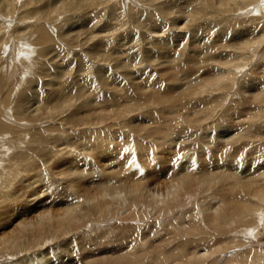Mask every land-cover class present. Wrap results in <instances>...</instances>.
<instances>
[{
  "label": "rangeland",
  "instance_id": "rangeland-1",
  "mask_svg": "<svg viewBox=\"0 0 264 264\" xmlns=\"http://www.w3.org/2000/svg\"><path fill=\"white\" fill-rule=\"evenodd\" d=\"M55 1L56 0H41L39 3L40 4L39 7H44L47 4L51 6ZM61 1H63L66 4H72L71 2L73 1V3H74V1H76V0H72V1L61 0ZM57 2H58V0H57ZM262 2L264 4V0H262ZM84 5L85 4H82V6H81L82 9L78 10V13L83 14L82 17H79L80 15L78 16L80 19H78V17L74 18L75 14L71 13V14H67L66 16L58 19L57 20L58 22H56L55 25H52V26L50 25L51 31H50L49 35L50 34L51 35L49 37H50L51 42L48 44H45L44 46L42 45V47L39 48V50L34 49L33 51L34 52L36 51L35 53H30L31 56H28L27 59H28V61L31 60V62H32V64L30 65V66H32L31 68H30V66L26 65L23 60H21L20 58H17V62H16L17 64L14 65V69L12 71H10V72L14 71L12 73L13 75H12L10 81L8 82L9 85H8L7 89H5L4 92H2V90H1L2 85L4 84V78L0 77V95H3V100H2V102H0V104H2L1 105V107H2L1 113H0V135H2V136H0V144H2V145H0V153L1 154H7L8 153L9 156L12 155L11 157H9L10 159H16L19 157H20L19 159H26V158H28V156L31 157L30 153L32 155H36L38 158L36 157V159L33 161L32 167L33 168L38 167L37 168L38 170L42 167L40 160H42V158H45V157L48 158L53 153L55 155V152H58V153H56V155L58 154L59 158L60 157L63 158L65 156H68L65 154H67V152H70V151H71L70 153H73L75 155V157L76 156L79 157V155L80 156L88 155V157L91 158V160L89 159L91 162L88 161L87 164L90 163L93 166L96 163H99V164L102 163L101 165H103V164H106L107 159L108 160L115 159L116 153L120 152V150L117 151V147H116L117 146L116 143H118L119 141L117 142V140L114 141V139H112L114 137H117V138L120 137L123 139H127V141L130 140V141H128V142H130V144L133 143L132 144L133 146L131 145V146H128V148L126 147V149H127L126 152H127V154L132 155L134 158H137V160L140 158L139 161H141L142 167L144 168V172L142 170L143 173H141L139 175L140 178H143L146 176L148 179L150 178V180H151L150 181L147 178H143L144 180L141 179V182L143 181V183H145L147 185H150V184L154 185L156 183V180H158L156 184L159 185V184L168 182V180L166 179V176L163 177V175H161L162 173H160L161 171L157 167H154L155 165H157V162L161 161V159L158 156H161V157L164 156L166 158L169 156L170 158L173 159L174 157H176L174 154H176L175 151H177L176 150L177 146H175V145L181 144V146H184L185 144L183 145L181 140H182V138L189 136L190 139L188 140V144L190 143L189 141H191V144H192L191 147L192 148L190 149V152H188V153L190 155L197 154L196 159L194 161L195 164L198 161V157L203 156V154H206V155L208 154L207 155L208 158L213 157L212 159L216 160V157H219V153L216 154V151L214 152L212 149H210V145L212 146L214 144L213 142H216V139H217L216 135H218L221 131L227 130V128H229V130H231L233 132L235 131L236 135L238 136V139L233 141V143L231 144L229 149L226 150L227 153L224 152V154H223L224 157H227V159H230V160H232V159L235 160L237 158L235 161H238L237 162L238 165L241 162V164L239 166L242 165L243 169L248 166V168L250 170L251 169L254 170V168H256L258 165V161H259L260 165L264 164V106L263 105L259 106V107L257 106V108L254 111H252V113H255L258 110L256 112L258 114V117L254 118L252 120H250V119H248V117H246L249 115L248 113L250 111L249 112H247V110L242 111V109L246 105H247V107H248V105H250L247 102H249L248 99L250 98V95L253 94L252 88L254 89V92H256L258 89L257 86L261 85L262 81L264 80V75H263V73H264V70H263L264 51L259 50L250 59L248 57H244L245 55H243V59L241 60V63L242 64L245 63L244 68H242L241 71H238L236 76H235L236 73H234L235 71H233V72H232V70L230 71V73L233 74V80H231L229 83H227L228 85H225V87H226L225 90H223L221 92L217 91L214 93L215 95L214 94H212V95L206 94V96L205 95L201 96V98H203V99H201V98L195 99L196 102L199 101L198 103H196V107H198L199 104L202 103L201 101H203L205 103H208V102L212 103V113H210V116H208V119H206V122L205 121L202 122V124L200 125L202 127L197 128V125H196L194 128L193 127L189 128L188 125L187 126L185 125L187 128L190 129V130H188L186 127H184V125L180 119H179L180 121L176 120L177 122L175 121L172 125V121H171L172 116L171 115L175 111L170 112V109L173 110L174 108L168 107V105H164V104H152L150 102H147L148 101L147 97L149 98V95H150L152 89H151V87H149L146 84V82H149L150 84H152L154 86V88L157 87V90L161 91V92H159L156 90L157 93L160 95L163 94L164 91H166V92L168 91L169 93H172L169 95H173V92L171 91L172 88H174L175 86H176L175 88H177L180 85L184 84L185 80L188 81V80H191L195 77L196 78L198 77L199 79H202V80L205 79V77L207 76V73H208L207 68L206 67L201 68L202 66H204L203 64L202 65L200 64V68H194L193 64L191 63V59L193 58V56L195 57L194 53L196 55H198V52L200 51V50H198L199 47H202V45H204V44H211V45H213V47H215L217 49L216 50L217 53H220V52L223 53L224 52L225 54H231L232 53L231 52V48H232L231 45H235L234 43L237 41V38L235 36L238 34L237 32L240 31V28L236 27V25H237L236 22L238 21L239 25H243V28H244V26L251 25V24H249L251 22L255 23L256 25L258 24L257 26L259 28L260 26L264 25V23H263L264 17L261 15V13H258L257 15H254V13L251 14V12L253 11L252 9H254V7H250V8H247L246 10L242 9L241 11H238L235 13L230 12V14H227V15L225 14L224 17L220 16L223 19L224 18H226V19L231 18V20H232L231 22L233 23L234 28H235V29L234 28L230 29L229 30L230 32H228V34L222 36V33L226 32V31H224V29L227 30L228 28H230V26L227 27L224 25V27L220 28V26L218 24L220 21H222L221 18H219V16L217 17V16H214L213 14H210V12L207 13L204 11L202 14H200L198 16L199 19L197 21L191 23L188 26V28L181 30V29H179V28L177 29L175 27L176 21L172 17L165 19L167 21H165V20L159 21L160 16L157 17L156 15H154L155 9L153 7L148 6L146 3H144L141 0H112L108 4H106L107 7L105 5H101V4L92 5V6L91 5H88V6L85 5L87 7H84ZM259 5H261V4H259ZM90 6H91V8H90ZM46 7H49V6H46ZM81 7H78V8H81ZM92 7H93V9H92ZM88 8H89V10H88ZM263 9H264V7H263ZM263 13H264V10H263ZM225 16H229V17H225ZM257 18L259 19L258 20L259 22L257 20H255ZM85 19H86V22L88 20H91V19L97 21V23L95 25L96 29H93V31H95V30L98 31V32H96L98 34L97 35L98 37L94 41L92 40V42H89L88 44L83 45L82 48L81 47L76 48V46H75L76 43L70 42L67 39L61 40L62 42L60 40H58L59 42L57 40H55L57 38V36H58V38H60L66 31H68L69 28H71L72 30H74V29L79 30L80 28L78 26L80 25V23L82 24ZM117 19H118V21H116ZM157 20H158V23L155 26H152V24H149V22L153 23V22H157ZM211 20H213V21H211ZM15 21H12V20L10 21L12 23H10L8 25L9 26L8 27L9 32H11L10 28L18 26L14 23ZM177 21H178V19H177ZM184 21L185 20H183L181 22H184ZM228 21H230V19ZM69 22H71V23H69ZM179 22H180V20H179ZM6 24H8V23H6ZM158 28L159 29L161 28V31L159 30L161 32L160 37H158L156 34L153 35L152 33H149L151 30L158 29ZM83 29L85 30V29H87V27L84 26ZM258 31L259 30L257 29L256 32H258ZM172 32H173V34H172ZM161 40H171L172 41V44H170L171 49L169 48L168 50L166 49L167 51H164L166 54L164 52L161 54H158L159 53L158 49L163 47ZM234 40H236V41L234 42ZM69 43H71V44H69ZM92 47H94L96 49L99 47H103L102 51L103 50L105 51V49L108 50L106 52V54L107 53L108 54L106 55L105 58H103V59H105L104 62L103 61H94L91 63L90 62L91 60H89V58H86L83 51L86 52V51H88L89 48H92ZM262 47L264 50V46H262ZM118 50H120V51H118ZM16 52L17 51L14 52L15 55H16ZM11 53H12V51H11ZM11 53H10V55H11ZM154 53L156 55L155 56L156 61L153 62L154 61L153 60V61H151L150 64H147L146 62L149 61L148 58L150 56H152ZM4 54H6V53H2L1 60H0V64L1 63L3 64V65L1 64L2 68H4V66L5 67L7 66L6 65L8 63L7 60H9V58H7ZM129 54H130V56H129ZM131 54H133V55H131ZM135 56L136 57L139 56L141 59L140 61H142V62L145 61V64L149 65V67L146 65L149 70L146 68L147 71L145 72V73H147V75H146L147 81L144 79L145 76L143 75V72H141L140 70H136L138 68L135 67V65H134V64H136V59H134ZM167 56L170 58H168ZM30 57H32V58L30 59ZM37 57L40 58L39 61L37 60ZM164 57L167 59L165 61L167 65L164 63L160 64V62H161L160 60H162V59L164 60L165 59ZM197 57H198L199 63H201V60L205 56L199 55ZM82 58H83V60H82ZM18 59H20V60H18ZM169 59H171V60L169 61ZM12 61H13V59H12ZM15 61L16 60H14L13 62L15 63ZM19 61L23 66L17 68ZM33 61H34V63H33ZM124 61L126 63H124ZM13 62H12V64H14ZM38 62H40V63L38 64ZM156 62H157V64L155 66ZM204 62H205V60H204ZM33 64H34V67H33ZM82 65H85V66H82ZM124 65L125 66L128 65L129 66L128 69H130V70L126 69L124 67ZM161 65H162V67H161ZM40 67H41V69H40ZM159 67L162 69H160ZM12 68H13V66H12ZM133 69H135V70L133 71ZM169 69H170V72L175 73L174 74L175 76L174 75H172V77L169 76V75H171L169 73V71H167ZM157 70H158V72H157ZM159 70H162L163 72H161ZM193 71H194V73H193ZM196 71H198V72H196ZM228 72L229 71H227V73ZM124 73H126V74H124ZM161 73H162V75L165 74L164 77L161 75ZM37 74L40 77H38ZM56 74L59 77V81H62L63 83H66L68 81L67 83H73L74 85L79 86V88L82 87V90H83L82 95L84 92H86V95L84 94L82 99L75 100L77 102H73L71 108L68 111H66L63 115H60L59 116L60 118L58 116H56V117H54L56 120L52 119L50 123H49L50 120L46 121L47 120L46 119V120H44L45 122L43 121L45 123L44 126H43V122L37 123V125L33 126V124L30 121H26L27 119H23L22 113L27 111V105L22 106V105H24L23 102L26 103L27 101L31 102L33 100H36L37 96L39 97V94L44 95L43 99H45V97L49 94L48 91L53 89V88H49L48 82H53L55 79L54 76ZM188 74H190V75L188 76ZM99 75L103 76V78L102 79L100 78L98 80L93 79ZM123 76H124V78H123ZM161 76L164 79L160 78ZM60 77H61V79H60ZM109 77H111V78H109ZM85 78H88L91 81H95L96 84H93L90 87L88 85H85L86 86L85 87L83 85L84 84L83 80ZM160 79L162 80V82ZM103 80H105L106 82ZM156 80H159L160 83L156 82ZM172 80L174 81V83L176 82V84H174ZM109 82H110V84H109ZM46 83H47V85H45ZM81 83H82V85H81ZM120 83H123V84H120ZM91 87H92V89H91ZM70 88H75V86H72V84H71ZM137 88H139V90H137ZM36 89H37V91H36ZM38 89L39 90L41 89V91H39ZM143 89H144V92L145 91L147 92V94H144V97L141 98L142 99V102H141L140 101L141 99L138 96H140V95H142V93H144ZM166 92H164V93H166ZM93 93H96L95 96ZM121 95H123V96H121ZM128 95H129V97H128ZM90 96H91V98H90ZM27 97H29V98H27ZM86 98H88V99H86ZM98 98H99V100H97ZM136 98H138V100ZM207 100H208V102H207ZM47 101H49L51 103V105H54L57 103L56 100H55V102H56L55 103L52 98H49ZM137 101H139L141 104ZM124 102L126 105L124 104ZM131 102H132V104H131ZM214 102H216V103H214ZM101 103H103V105ZM106 103L109 105H107ZM127 103H130V104L127 105ZM138 103L140 105H138ZM193 104L194 103L190 104V102L188 101L187 104L184 105L185 110L188 112V110L186 108L190 109L193 106ZM38 105L40 107H42L41 103H39ZM83 105H85V107ZM116 105H118V107H128V108L130 107L131 108L130 110L132 112L129 111V112H127V115L125 113L122 117H118V118L112 117L111 118L112 120L111 119L107 120L103 124V127L99 126L97 128H95V127L92 128L93 127L92 126L90 128L88 126L86 128L84 127L82 129H76L77 128L75 126V125H77L76 121H75L76 118L77 119L79 117L85 118V117L91 115V113H93V114L98 113L99 114L101 111H102L101 112L102 114H106L107 112H108V114L109 113L112 114L111 110L116 111V110H114V108L117 107ZM131 105H133V106H131ZM135 105H137V106H135ZM142 105H143V107H142ZM97 106L100 108L97 109ZM187 106H191V107H187ZM194 106H195V104H194ZM90 107H95L96 108L95 111H92L93 108H90ZM132 107H135V108L132 109ZM160 107H161V110H160ZM209 107H211V104L209 105ZM117 108H115V109H117ZM146 108H148V109H146ZM165 108L169 109V111H167V109H165ZM239 110H241V111H239ZM89 111H92V112L88 113ZM143 111H144V113H143ZM147 111H148V113H146ZM187 112L183 113L184 115H182V116L184 117ZM190 112H191V110H189V113ZM155 113H157V114H155ZM162 113H164L165 117L163 116ZM242 113H244V114H242ZM65 114H66V116H65ZM75 114H77L78 116ZM160 114L162 116H160ZM152 115H153V117H152ZM169 116H171V117L169 118ZM114 118H115V120H113ZM119 118H121V119H119ZM159 118H161L160 120H162V122H161L162 124L160 123V125H162V126L166 125L164 127H167L171 123L170 127L168 126V128H177V129H173L176 132L170 130L171 133L168 132L169 134L164 133V135L163 134L152 135L150 138H147L145 135H147L149 132H152L154 130V128H155L154 124H155L156 120L158 122H160ZM164 118H167V119L165 120ZM71 119H73V120L75 119L74 120L75 124L72 126H71V124H69L73 121V120L70 121ZM124 119H126V120H124ZM53 120H54V123H53ZM116 120H117V122H115ZM109 121H110V126L108 124ZM112 121H113V123H111ZM153 121H154V123H153ZM164 121H166V122H164ZM26 122H28V123H26ZM56 122H57V124H56ZM60 122H61V124H59ZM63 122H65V123H63ZM122 122H124L125 124ZM150 122H152V123H150ZM114 123H115V125H114ZM167 123H168V125H167ZM26 124H28L29 126H27ZM64 124H66V125H64ZM111 124H113L114 127H112L113 125H111ZM143 124H145V125H143ZM203 124H205V125H203ZM206 124L208 125V127ZM209 124H210V127H212V128L209 127ZM4 125L9 126V129L6 130L4 128ZM30 125L32 128L33 127H35V128L32 129L30 127ZM60 125H64V126H60ZM139 125H140V127H139ZM152 125H154V126H152ZM36 126H38V127L36 128ZM120 126H123V127L120 128ZM180 126H183V127H180ZM204 126L206 127L205 129H204ZM106 127H107V129H105ZM142 127L144 129H146V131H141V133H138L136 131L137 128L143 129ZM38 128L40 131L38 130ZM78 128H81V127H78ZM99 128H101V129H99ZM150 128L151 129L153 128V130L149 131ZM181 128H182V130H181ZM191 128H192V130H191ZM3 129H4V131H2ZM185 129H187L188 133ZM9 130H11V131H9ZM49 130H52V131H49ZM80 130H83V132H85L86 135L88 132L93 133V131L94 132L98 131V132H101L102 134L110 136V139H112V140L102 142V140L98 137L95 138L96 140L92 138V141L94 140L95 142L94 141L93 142L95 144H97L98 142L99 143L108 142L107 143L108 148L105 149L106 151L104 149H102V152L100 151V153H98L96 156L93 157V155H92L93 153H92V151L89 150V148H88L89 151H87V147H89V146H87V145H89V142L87 143V141H88L87 138H86V141L84 142V145L86 148H84V150H81V148H80L81 145L79 144V140H77L78 137H76L80 133ZM87 130H88V132H87ZM95 130H97V131H95ZM103 130H105V131H103ZM74 131H75V133H74ZM180 131L181 132L183 131V132L181 133ZM191 131H193L194 133ZM127 132H129V133H127ZM190 132H191V134H190ZM202 132H204V133L202 134ZM205 132H206V134H205ZM238 132H240V133H238ZM118 133L120 136L118 135ZM123 133H124V135L126 133V135L125 136L121 135ZM4 134H8L10 136V138L3 137V136H5ZM143 134L145 137L143 136ZM183 134H185V135H183ZM25 135H27L26 142H25V139H23ZM133 135H135V136H133ZM200 135H202V136H200ZM127 136H128V138H127ZM132 136L134 138L136 137V140L133 139ZM137 136L140 138H138ZM180 136H182V137H180ZM156 137H158V138H156ZM160 137H162V138H160ZM178 137L181 139H178ZM176 138H177V140H176ZM62 139L64 142L63 141L61 142ZM75 139L77 141L74 142ZM194 139H196V140H194ZM197 139H198V142H197ZM204 139H208L212 144L209 143V145H208L207 142H205L208 140H204ZM133 140H135V141L133 142ZM43 141H45V142H43ZM151 141H152V143H151ZM155 141H157L158 143ZM72 142H74L75 144ZM110 142H112L113 144ZM135 142L137 143L136 146H135ZM184 143L187 144V142H184ZM145 145L148 147H146ZM157 145H158V147H157ZM73 146L74 147L77 146L76 148L78 150H75L76 148L74 149ZM111 146H112V148H111ZM137 147H139V148H137ZM18 148H20V149H18ZM130 148H131V150H129ZM148 148H150V150ZM69 149H71V150L68 151ZM118 149H119V147H118ZM138 149H140V150H138ZM167 149H170V150L168 151ZM230 149H231V153H230ZM85 150H86V152H83ZM210 150H211V152H209ZM74 151L76 152V154L77 153L78 154L76 155ZM78 151H80V152H78ZM201 152H202V154H201ZM234 152L236 153V155ZM257 152L260 153V155H261L260 159H262V160L259 159V160H257V162L254 166H250L248 164V162L251 159H253V160L255 159ZM153 153H155V154H153ZM161 153H164V154H161ZM46 154H47V156H44ZM142 154H144L145 156L143 157ZM134 155L135 156L137 155V156L135 157ZM69 156L71 157V155H69ZM23 157H25V158H23ZM220 158H223V157H220ZM50 159L51 158H49L48 160H50ZM145 159H148V160L145 161ZM64 160H68V159H64ZM64 160H62V161H64ZM42 161H44V159ZM52 161L50 162L52 164L51 165L52 168L50 169V171H52V169L55 171V169H60V168H61L60 170H63V167L65 168L68 166L67 164H65L67 161H64L65 163L61 161L60 163L55 162L59 166H56V168H53L54 162L52 163ZM34 162H36V166H35ZM47 162H48L47 165L49 166L50 163H49V161H47ZM93 162H95V163H93ZM115 162L116 161L113 162L114 164H112L111 167H108V169H110V171H112L113 173H114V170H112V169H114L115 168L114 166L117 165V163L115 164ZM62 163H64L65 166ZM137 163L138 162H134L133 166H137ZM148 163L150 165H153V167L148 165ZM38 164H40V167ZM79 164L82 165V163H79ZM91 165H88V166H91ZM260 165H258V166H260ZM118 167H120V165ZM252 167H254V168H252ZM153 168L155 169V171L156 170L158 171V172L156 171L158 177L155 178V182H154L153 178L151 177V175L154 177L155 171ZM22 169L23 168H21V170L15 171L14 175L10 174V176L8 175L7 177L4 176V174H2L3 179H5V182L3 183L4 188H2V190H0V192H2V193L3 192L13 193L14 191H16L15 190L16 184H18L19 181H16L17 179H14L13 181H11L10 179H11V176H12V178H17L20 176V174H24V172H23L24 170H22ZM146 171H148V173H146ZM149 171H151V172H149ZM115 172H117V173H114V174L118 175L117 169L115 170ZM158 173L160 174V176ZM142 174H144V175H142ZM149 174H150V176H147ZM121 176L122 175L118 176L117 179L118 178L119 179L125 178V176H122V177ZM161 177L163 179V180L161 179L163 182H161L159 180ZM226 179L227 178L224 177L222 180L219 179V180L213 181L212 182L213 186H211V184H210L209 189H203V187H202L201 191H198V193L195 192L194 193L195 195L193 197H191L190 199H188L187 201H185V199H181L178 202H176L175 204H173L172 206H170L166 211H162V213H160V214H158L159 212L156 213V212H154V210H151L148 208L144 209V207H141L140 205L135 206V207L127 206V208L124 209L125 211L121 212L119 215V217L124 218V220L117 219L118 215H115V217L113 216L112 221L109 217H107L104 220H101V222L104 221L105 223H102V224L98 223L95 226H93L91 229H86L84 231V233H86L85 237H89V236L91 238L92 237H95V238L99 237V239H101V240H102V238L104 239L106 237L105 238L106 240L112 239L111 241L113 242V244H118V243L122 242L121 241L122 236L125 238L126 241L130 240V242L132 239L137 238V239H139V241L137 242L136 246H138L139 248L132 246L131 244L130 245L132 247L129 245L131 248L128 246L125 247V245L123 244V249L121 251H120V249H118V250L114 249L113 251H111V250L107 251V252H111L108 254L97 255L96 253H94V254H96L94 257H92V258L90 257L91 259H89L87 261L83 260L81 263L82 264H106V262H107V264H116L115 259L120 257L121 254L126 253L128 258H130V260H132L133 258L135 259L136 256L138 257L141 254V252L140 253L138 252V255L135 254V253H137L138 250L139 251L141 250L143 252V255L141 258H143L144 260L141 259V261H139L138 264H156V262H154L155 261L154 258L156 256L154 254V252L156 249L157 250H161V249L170 250V249H174V247L177 245L181 246L183 243H186L183 245L186 247L185 250H183L185 252H182L183 254L181 253V258L179 260L176 259L175 262H172L170 260L167 262H161V264H192V263L193 264H198V263L199 264H240V263L241 264H264V224H263L264 223V215L263 214L258 213L257 216H259V215L260 216L263 215V216L262 217L259 216L257 218V216L255 215V220L251 219L252 221L251 220H249L248 222L246 221V223H244L243 225H235V224L233 225V223H232L231 225H228V226H221L223 231L217 230V228H216L217 223L216 222H211V224H210V222H208L209 219L211 217H213L214 213L218 212L217 210H219L220 208H223L222 206H224V205H222L223 203H221L222 198H220V196L224 197L225 199L228 198L229 199L228 201H231V199H233L232 197L239 195V193L237 191L238 189L234 188L237 184L233 183V179L228 180L227 183L225 182ZM230 181H232V183H228ZM225 183H226V185H225ZM219 185H221V186H219ZM231 186H232V188H230ZM221 187H223V188H221ZM33 188H34L33 190H35L37 187H33ZM225 192H227V193H225ZM28 196H26V198H28V200L30 197L31 198L33 197V196H30V197H28ZM41 197L36 198L35 199L36 201L35 200L34 201L40 202V200L45 199L44 197H46V195L44 196L43 194H41ZM229 197H231V198H229ZM37 200H39V201H37ZM1 204L2 203H0V205ZM219 204H221V205H219ZM216 206H218V207H216ZM4 207L6 209V206H4ZM4 207L2 209H4ZM31 207H32V209H34V210L37 209V211H39L40 210L39 208L41 206L36 204V203L34 205H33V203H31L30 205H28V209L30 211H31ZM132 210H133V212H132ZM262 210H263L262 213H264V207H262ZM134 211H135V213H134ZM16 212L17 211H14V216L11 217V219L13 218V220L10 219L11 220V221L9 220L10 223L6 222L7 225H6V227H4L5 229H2L1 233H5L8 230H10L11 224L16 222V220L18 221L19 211H18V213H16ZM9 214L13 215V211H11V213L9 212ZM130 215H134V216L131 218H128V216H130ZM158 216H160V217H158ZM125 217L128 218V221H126L127 219H125ZM106 221H109V222H106ZM215 223H216V225H215ZM214 225H215V227H214ZM193 226H195L197 229H194ZM191 227H192V229H191ZM131 230H132V232H131ZM251 230H253V232ZM187 231H192L191 232L192 235L189 236ZM194 232H196V233L194 234ZM126 233H128V234H126ZM175 234H177V235H175ZM174 235L176 236V239L173 238ZM80 236H83V235L80 234ZM127 237H128V239L130 237V239L128 240ZM68 240H70V239L68 238ZM185 241H187V242H185ZM64 242H65V240L61 241L59 243L54 242L51 245H48L47 247H45L46 249H49L51 251V255H52L51 257H53V255L56 256L55 258H52V260H54V261L58 260L61 264H80V262H76L77 259H74V258H76V256H75L76 251H74V252L68 251L69 255L67 254V252H65L66 249L64 251L62 250L63 252L60 251L58 253L59 249L60 250L64 249V247H65L64 244L66 243V242L65 243ZM138 243H139V245H138ZM71 246L72 245H69V247H67V248L68 249H74L75 248V247L70 248ZM205 247L208 249V253L205 252V250H204ZM88 249H87L88 251H91L90 247ZM128 249H129V251H127ZM133 249H135V250H133ZM177 249L179 250V248H177ZM34 254H33L34 257L35 258L37 257L39 259L38 256H40V251L38 253H34ZM212 254H214V255H212ZM63 255H64V257H66L65 259H62ZM92 255L93 254H91L90 256H92ZM129 255H130V257H129ZM146 256H147V258H146ZM27 258L28 257H25L24 255H21V257L20 256L19 257H17V256L16 257H7V258L0 259V264H25V263L28 264ZM55 259H57V260H55ZM69 259H73V260L71 262L66 263V261ZM99 259H100V261H99ZM134 259H133V261H134ZM39 260L42 262L41 259H39ZM103 260L105 263L103 262ZM89 261H93V262L90 263ZM149 261H151V263H149ZM86 262H88V263H86ZM125 264H130V263H125Z\"/></svg>",
  "mask_w": 264,
  "mask_h": 264
},
{
  "label": "bare ground",
  "instance_id": "bare-ground-1",
  "mask_svg": "<svg viewBox=\"0 0 264 264\" xmlns=\"http://www.w3.org/2000/svg\"><path fill=\"white\" fill-rule=\"evenodd\" d=\"M40 1L41 0H0V60H1L2 53H6L4 55L7 58H9V60H7L8 63L6 64L7 65L6 67L4 66V68H2L1 67L2 63L0 64V77L4 78V84L2 85V89H1L2 92H4L5 89H7L8 85H9L8 82L10 81V79L13 75L12 73L14 72V71L13 72H10V71H12L14 69V65L17 64L16 63L17 58H20L21 60L24 61V63L26 65L30 66L32 64V62H31V60L28 61V59H27L28 56H31L30 53H35L36 51L34 52L33 51L34 49L39 50V48H41L42 45L44 46L45 44H48L51 42L50 37H49L51 35V34L49 35V33L51 31L50 25L51 26L55 25V23L58 22L57 21L58 19L66 16L67 14L74 13L75 14L74 18L78 17L79 15H80L79 17H82L83 14L78 13V10L82 9V7H81L82 4H85L87 6L88 5L92 6V5L101 4V5L106 6V4H108L112 0H76V1H74V3L72 0H70V1H72L71 2L72 4H66L61 0H58V2H57V0H56L51 6L48 4L46 5L49 7H46V6L39 7ZM141 1H143L148 6L153 7L155 9L154 15H156L157 17L160 16L159 21L172 17L176 21L175 27L177 29L179 28L181 30L188 28V26L191 23L197 21L199 19L198 16L200 14H202L204 11L207 13L210 12V14H213L214 16H217V17L219 16V18H221L222 21H220L218 24L220 26V28L224 27V25L227 27L230 26V28H228L227 30H225L223 28L224 31H226V32H223L222 36L228 34V32H230L229 30L234 28V25L231 22L232 21L231 18H229L230 21H228L229 19H226V18L223 19L220 16L224 17L225 14L226 15L230 14V12L235 13V12L241 11L242 9L246 10L247 8L254 7V9H252L253 11L251 12V14L254 13V15H257L258 13H261V15L264 17V13H263L264 4H263L262 0H141ZM259 4H261V5H259ZM85 5H84V7H87ZM91 6H90V8H91ZM78 7H81V8H78ZM92 9H93V7H92ZM88 10H89V8H88ZM79 17H78V19H80ZM225 17H229V16H225ZM118 19L116 21H118ZM177 19H178V21H177ZM11 20L12 21L16 20L14 23L18 26L10 28L11 32H9V28H8L9 26L8 25L10 23H12V22H10ZM179 20H180V22H179ZM183 20H185V21L181 22ZM255 20L258 21L259 19L257 18ZM165 21H167V20H165ZM211 21H213V20H211ZM6 23H8V24H6ZM69 23H71V22H69ZM96 23H97L96 20L91 19V20H88L86 22V19H85L83 21V23L82 24L80 23V25L78 26L80 28L79 30H77V29L72 30L71 28H69L68 31H66L60 38H58V36H57V38L55 37L56 39L55 38L54 39L57 41L67 39L70 42L76 43V45H75L76 48H78V47L82 48L83 45H86L89 42H92V40L94 41L98 37L97 36L98 34L96 33L98 31L97 30L93 31V29H96V27H95ZM153 23L149 22V24H152V26H155L158 23V20H157V22H153ZM238 23L239 22L237 21L236 27L240 28V31L237 32L238 34L235 36L237 38V41L234 40V42L236 41L234 43L235 45H231L232 46V48H231L232 53L231 54H225L224 52L223 53L222 52L217 53L216 52L217 49L215 47H213V45H211V44H204V45L201 44L202 47H199L198 50H200V51L198 52V55H196L194 53L195 57L193 56V58L191 59V63L193 64L194 68H200V64L204 65L201 68H203V67L207 68L208 73H207V76L205 77V79L202 80V79H199L198 77L197 78L195 77L193 79L190 78L191 80H188V81L185 80L184 84L180 85L177 88H175L176 86L174 88H172L171 91L173 92V95H169L172 93H169L168 91L167 92L164 91L166 93L163 92L164 95L163 94L160 95L157 93V91H159V90H157V87L154 88V86L152 84H150L149 82H146V84L149 87H151V89H152V91L149 95V98L147 97V99H148L147 102H150L152 104H164V105H168V107L174 108L173 110L170 109V112L175 111L174 113H172V115H171L172 117L169 116V118L171 117V119H172L171 120L172 125L176 120L180 119L181 122L183 123L184 127H186L187 125L189 126V128L190 127L194 128L196 125H197V128L202 127V126H200L202 124V122H204V121L206 122V119H208V116H210V113H212V103H209L208 100H207L208 103L201 101L203 104L200 103L199 106L196 107V103H198L199 101L197 100L198 102H196L195 99L201 98V96H204V95L206 96V94L212 95L217 91L221 92V91L225 90L226 89L225 85H228L227 83H229L231 80H233V74L230 73V71L231 70H232V72L235 71L234 73H236L235 74V76H236L237 72L241 71V69L244 68L245 63L244 64L241 63V60L243 59V55H245L244 57H248L250 59L259 50L264 51L263 47H262V46H264V25H262V26L259 25L260 27L258 28V26H257L258 24L256 25L255 23L251 22V23H249L251 25L244 26V28H243V25H239ZM84 26L87 27V29H85L86 31L83 29ZM257 29L259 30L258 32H256ZM159 30L161 31V28L151 30L149 33H152L153 35L156 34L158 37H160L161 32ZM172 34H173V32H172ZM161 43L163 44L164 48L158 47L159 48L158 54H161L164 51H167L170 48V44H172V41L171 40H161ZM69 44H71V43H69ZM94 47L89 48L88 51H86V52L83 51L84 55L86 56V58H89V60H91L90 61L91 63L94 61H103L104 62L105 59H103V58H105L106 55L108 54V53L106 54V52L108 50L105 49V51L104 50L102 51L103 47H99L97 49ZM11 51H12V53H11ZM15 51H17L16 55L14 53ZM118 51H120V50H118ZM10 53H11V55H10ZM131 55H133V54H131ZM199 55L205 56L201 60V63H199V60L197 57ZM129 56H130V54H129ZM155 56L156 55L154 53L152 56H150L148 58L150 62L147 61L146 63L150 64L151 61H153V60H154L153 62H155L156 61ZM31 58L32 57H30V59ZM168 58H170V57H168ZM12 59H13V61L16 60L15 63L12 61ZM20 59H18V60H20ZM134 59H136V64H134V65H135V67L138 68L136 70H140L141 72H143V75L145 76L144 79L146 80L147 73H145V72L147 71L149 65L145 64V61L144 62L140 61L141 59L139 56H137V57L135 56ZM37 60L39 61L40 58L37 57ZM82 60H83V58H82ZM166 60L167 59L165 58L164 60L162 59V60H160L161 62L160 61L159 62H160V64L161 63L166 64V62H165ZM170 60L171 59H169V61ZM204 60H205V62H204ZM12 62L14 64H12ZM33 63H34V61H33ZM39 63L40 62H38V64ZM124 63H126V62L124 61ZM156 64H157V62L155 63V66H156ZM12 66H13V68H12ZM22 66L23 65L19 61L17 68L22 67ZM82 66H85V65H82ZM31 67L32 66H30V68ZM33 67H34V64H33ZM124 67L126 69H128L129 66L124 65ZM161 67H162V65H161ZM40 69H41V67H40ZM160 69H162V68H160ZM128 70H130V69H128ZM134 70L135 69H133V71ZM263 70H264V66H263ZM159 71L163 72L162 70H159ZM167 71H169V73L171 74L169 76H171V77H172V75L175 74V73L170 72V69ZM227 71H229V72L227 73ZM157 72H158V70H157ZM196 72H198V71H196ZM126 73H124V74H126ZM193 73H194V71H193ZM190 74H188V76ZM101 75L96 76L93 79H95V80H98L100 78L102 79L103 76H101ZM161 75H162V73H161ZM164 75H162V76L164 77ZM263 75H264V73H263ZM55 76H54L55 79L53 82H48L49 88H53V89L48 91L49 94L45 97V99H43L44 95L39 94V97L37 96L36 100H33L31 102L27 101L26 103L23 102L24 105H22V106L27 105V111L22 113L23 119H27L26 121H30L33 124V126L37 125V123H42L46 119H47L46 121L50 120L49 121V123H50L52 119H55L54 117H56V116L59 117L60 115H63L66 111H68L71 108L72 103L77 102L75 100L82 99L83 95L84 94L86 95V92H84L82 95V92H83L82 87L79 88V86H76L73 83H67L68 81L66 83H63L62 81H59L58 75L56 77ZM162 76L160 78H162ZM38 77H40V76L38 75ZM109 78H111V77H109ZM123 78H124V76H123ZM60 79H61V77H60ZM162 79H164V78H162ZM105 80H103V81H105ZM83 81H84V84H83L84 86L88 85L90 87L93 84H96L95 81H91L88 78H85ZM156 82L160 83L159 80H156ZM161 82H162V80H161ZM173 83H174V81H173ZM71 84H72V86H75V88H70ZM109 84H110V82H109ZM120 84H123V83H120ZM174 84H176V82ZM45 85H47V83ZM81 85H82V83H81ZM257 88L258 89L256 92H254V89L252 88L253 94L250 95V98L248 99L249 102H247L250 105H248V107L246 105L242 109V111L247 110V112H249V111L251 112V113L249 112L248 113L249 115L246 116L250 120L258 117V114L256 113L258 110L255 113H252V111H254L257 108V106L258 107L262 106V105L264 106V80L262 81L261 85L257 86ZM91 89H92V87H91ZM137 90H139V88H137ZM36 91H37V89H36ZM39 91H41V89ZM143 92H144V89H143ZM159 92H161V91H159ZM96 93H93L94 96ZM144 94H147V92L145 91L144 93H142V95L139 94L140 96H138V97L141 99L144 97ZM121 96H123V95H121ZM128 97H129V95H128ZM27 98H29V97H27ZM49 98H52L54 102L56 100L57 103L55 102L56 104L51 105V103L49 101H47ZM90 98H91V96H90ZM86 99H88V98H86ZM136 99L138 100V98H136ZM201 99H203V98H201ZM2 100H3V95H0V102H2ZM97 100H99V98ZM140 101L142 102V99ZM188 101L190 102V104L194 103L195 106H194V104H193L194 107L193 106L192 107L187 106V107H191L190 109L186 108L188 110V112H187L185 110L184 105H186ZM125 102H124V104H125ZM137 102H139V101H137ZM39 103L42 104V107H40L38 105ZM139 103H138V105L141 104V103L140 104ZM214 103H216V102H214ZM101 104L103 105V103H101ZM128 104H130V103H127V105ZM131 104H132V102H131ZM210 104H211V107H209ZM1 105L2 104H0V113H1V108H2ZM107 105H109V104H107ZM83 106L85 107V105H83ZM116 106L118 107V105H116ZM131 106H133V105H131ZM135 106H137V105H135ZM117 107H115V108H117ZM142 107H143V105H142ZM90 108H93L92 111H95V109H96L95 107H90ZM98 108H100V107L97 106V109ZM115 108H114V110H116V111L111 110L112 114H110V113L108 114V112L106 114H102L101 113L102 111L99 114L98 113L93 114V113H91L92 111H89L88 113H91V115L88 114L89 116H87L85 118L79 117L78 119L76 118V120L74 119L76 121V124H77V125H75L77 127L76 129H82V128H84V127L86 128L88 126L90 128L92 126H93L92 128H94V127L97 128L99 126L103 127V124L107 120H110L112 117H116V118L122 117L125 113L127 115V112L131 111L130 107L129 108L128 107H118L117 109H115ZM133 108H135V107H132V109ZM146 109H148V108H146ZM165 109H167V108H165ZM160 110H161V107H160ZM189 110H191L190 113H189ZM167 111H169V109H167ZM239 111H241V110H239ZM185 112H187V113L183 117L182 115H184L183 113H185ZM143 113H144V111H143ZM146 113H148V111ZM77 114H75V115H77ZM155 114H157V113H155ZM162 114L164 116V113H162ZM242 114H244V113H242ZM65 116H66V114H65ZM160 116H162V115L160 114ZM152 117H153V115H152ZM119 119H121V118H119ZM160 119L161 118H159L160 122H158L156 120V122L154 124L155 125L154 130H153V128L152 129L150 128L149 131H151V130H153V131L149 132L147 135H145L147 138H150L152 135H159V134L164 135V133H168V132H170V130L176 132L173 129H177V128H168V126L170 127V125H171L170 122H169L170 123L169 125L167 123V125H168L167 127H164L166 125H164V126L160 125V123L162 122V120H160ZM164 119L166 120L167 118H164ZM72 120L73 119H71L70 121H72ZM113 120H115V118ZM124 120H126V119H124ZM75 121L73 123L71 122L69 124H71V126H72L75 124ZM44 122H43V126L45 125ZM115 122H117V120ZM164 122H166V121H164ZM26 123H28V122H26ZM53 123H54V120H53ZM63 123H65V122H63ZM111 123H113V121ZM122 123H124V122H122ZM150 123H152V122H150ZM153 123H154V121H153ZM56 124H57V122H56ZM59 124H61V122ZM108 124L110 126V121L108 122ZM26 125L29 126L28 124H26ZM64 125H66V124H64ZM64 125H60V126H64ZM111 125H113V124H111ZM114 125H115V123H114ZM114 125L112 127H114ZM143 125H145V124H143ZM154 125H152V126H154ZM203 125H205V124H203ZM30 127H31V125H30ZM37 127L38 126H36V128ZM78 127H81V128H78ZM122 127L123 126H120V128H122ZM139 127H140V125H139ZM180 127H183V126H180ZM207 127H208V125H207ZM209 127H210V124H209ZM4 128L6 130H8L9 126L4 125ZM33 128H35V127H33ZM189 128H187V129L190 130ZM205 128L206 127L204 126V129ZM210 128H212V127H210ZM99 129H101V128H99ZM105 129H107V127ZM187 129H185V130L187 131ZM38 130H39V128H38ZM181 130H182V128H181ZM191 130H192V128H191ZM2 131H4V129ZM9 131H11V130H9ZM49 131H52V130H49ZM95 131H97V130H95ZM103 131H105V130H103ZM136 131L138 133H141V131H146V129H144V128L138 129L137 128ZM87 132H88V130H87ZM191 132H193V131H191ZM191 132H190V134H191ZM74 133H75V131H74ZM127 133H129V132H127ZM187 133H188V131H187ZM203 133L204 132H202V134ZM238 133H240V132H238ZM205 134H206V132H205ZM4 135L5 136H3V137L10 138V136L8 134H4ZM85 135H86L85 132H83V130H80V133L76 136V137H78L77 140H79V144L81 145L80 146L81 150H84V148H86L84 145V142L86 141V138H87V140H88L87 143L89 142V145H87V146H89V147H87V151H89V150L92 151L93 157L96 156L98 153H100V151L102 152V149L105 150L106 148H108V144H107L108 142L102 143L103 141H109L112 139H114V141L117 140V142L119 141L118 143H116V145H117L116 147H117V151L120 150V152L116 153L115 159H112V160L107 159L106 164L101 165L102 163L101 164L96 163L93 166L90 163L87 164L88 161L91 162L90 161L91 158L88 157V155H86V156L85 155L84 156L79 155V157H77V156L75 157V155L73 153H70L71 149H69L68 151H70V152H67V154H65V153L64 154L68 155V156L71 155V157L65 156L63 158H61V157L59 158V155L58 154L56 155V153H58V152H55V155H54V153L53 154L51 153L52 154L51 156H49L48 158L45 157L47 160L45 158H42V160L44 159V161L40 160L42 167L39 170L37 169L38 167L37 168L32 167L33 161L37 157L36 155H32L30 153L31 157L28 156V158H26V159H19L20 157L16 158V159H10L9 157H11L12 155L9 156L8 153L7 154H1L0 153L1 154L0 155V190H2V188H4L3 183L5 182V179H3L2 174H4V176L7 177L8 175L10 176V174L14 175L15 171L21 170V168H23L22 170H24L23 171L24 174H20V176L17 178H12V176H11V179H10L11 181H13L14 179H17L16 181H19V183L16 184V189H15L16 191H14L13 193H8V192L2 193V192H0V203H2L0 205V259L7 258V257H16V256L21 257V255H24L25 257H28L27 258L28 264H61L57 259H55L57 261L52 260V258H55L56 256L53 255V257H51L52 256L51 251L49 249H46L45 247H47L48 245H51L54 242L59 243V242L64 241V240L66 242V243L64 242L65 247H64V249H61V250L59 249L58 253L60 251L63 252L65 249H66L65 252H67L68 255H69L68 251H72V252L76 251V254H75L76 258H74V259H77L76 262H80V264H82L81 262L83 260L87 261V260L91 259L92 257H94L96 254L97 255L108 254L111 252H107V251H110V250L113 251L114 249H117V250L120 249V251H121L123 249V244L125 245V247H127V246L130 247L131 245L138 247V246H136L137 242L139 241V239H137V238L132 239L130 242V240H129L130 237H129V239L127 237V239L129 241H126L125 238L122 236V240H121L122 242H120L118 244H113V242L111 241L112 239L106 240L105 239L106 237L104 238L105 240L103 238L101 240V239H99V237H96V238L95 237L91 238L90 236L85 237L86 233H84V231L86 229H91L93 226H95L98 223L99 224L105 223L104 221L101 222V220H104L107 217H109L112 221L113 216L115 217V215H118L117 219L124 220V218L119 217V215L121 212L125 211L124 209H126L127 206L135 207V206L140 205L141 207H144V209L148 208V209L154 210V212H156V213L159 212L158 214H160V213H162V211H166L170 206H172L173 204H175L176 202H178L181 199H185V201H187L188 199H190L191 197H193L195 195L194 194L195 192L198 193V191H201L202 187H203V189H209L210 184H211V186H213L212 185L213 181H216L219 179L222 180L224 177L227 178L225 181L226 183L228 180L233 179V183L237 184L234 188L238 189L237 191H238L239 195L232 197L233 199H231V201H228L229 200L228 198L225 199L224 197L220 196V198H222L221 203H223L222 205H224V206H222L223 208H220L219 210H217L218 212H215L213 217H211L209 219L208 222H210V224H211V222H216L217 223V226H216L217 230L221 231L222 230L221 226H228V225H231L232 223H233V225L234 224L235 225H243L244 223H246V221L248 222L251 219L255 220V215L257 216L258 213H261L264 215V213H262L263 212L262 207H264V164L260 165L259 161H258V165H260V166L257 165L256 168L252 167V168H254V170H252V169L250 170L248 168V166L243 169L242 165L239 166L241 164V162L238 165V163H237L238 161H235L237 158L235 159L233 157L235 160H233V159L230 160V159H227V157H224V155H223L224 152H226V150L229 149V147L231 146V144L233 143L234 140L238 139V136L236 135L235 131L233 132V131L229 130V128H227V130L221 131L218 135H216L217 136L216 137L217 139L215 138L216 142H213L214 144L212 146L210 145V149H212L214 152L216 151V154L219 153V157H216V160L212 159L213 157L208 158V156H207L208 154L207 155L203 154V156L198 157V161H197V163H196L197 165H196L194 161L196 159L197 154L190 155L188 153V152H190V149L192 148L191 147L192 146L191 141H189L190 143L188 144V140L190 139L189 136L182 138L181 142L183 143V145L185 144L184 146H181V144L175 145V146H177V149L175 148L177 151L174 150L176 152V154H174L176 157H174L173 159L170 158L169 156L167 158L164 156L163 157L158 156L161 159V161H159V162L156 161L157 165H155L154 167H157L161 171L160 172V173H162L161 175H163V177L166 176V179L168 180V182H165V183H162L159 185L156 184L158 180H156V183L154 185H151L150 183H149L150 185H147V184L143 183V181L141 182V179L147 178V177L145 176L143 178H140V176H139L141 173L144 172V168L142 167L141 161H139L140 158L137 160V158H134L132 155H129L126 152L127 151L126 147L128 148V146H131L133 144V143L130 144V142H128L130 140L127 141V139H123L120 137H118L119 139L117 137L110 139V136L102 134L101 132H98V131L97 132L93 131V133L88 132L87 135L86 136ZM118 135H119V133H118ZM121 135H124V133ZM125 135H126V133H125ZM135 135H133V136H135ZM183 135H185V134H183ZM0 136H2V135H0ZM143 136H144V134H143ZM200 136H202V135H200ZM97 137L100 138L102 140V142L100 141L101 143L98 142L97 144H95L94 143L95 141L93 140L94 141L93 142L92 138L95 139ZM180 137H182V136H180ZM127 138H128V136H127ZM138 138H140V137H138ZM156 138H158V137H156ZM160 138H162V137H160ZM23 139H25V142H26L27 135H25ZM133 139L136 140V137L135 138L133 137ZM178 139H181V138L178 137ZM198 139H197V142H198ZM77 140L75 139L74 142ZM135 140H133V142ZM176 140H177V138H176ZM194 140H196V139H194ZM204 140H208V139H204ZM62 141H63V139L61 140V142ZM43 142H45V141H43ZM74 142H72V143H74ZM155 142H157V141H155ZM184 142H187V144ZM205 142H207L208 145H209V143H211L209 140L205 141ZM110 143H112V142H110ZM151 143H152V141H151ZM136 144L137 143L135 142V146H136ZM0 145H2V144H0ZM77 146H75V147L73 146V148L75 149ZM118 147H119V149H118ZM146 147H148V146H146ZM157 147H158V145H157ZM88 148H89V150H88ZM111 148H112V146H111ZM137 148H139V147H137ZM18 149H20V148H18ZM148 149L150 150V148H148ZM75 150H78V149L76 148ZM129 150H131V148ZM138 150H140V149H138ZM167 150L169 151L170 149H167ZM78 152H80V151H78ZM83 152H86V150ZM209 152H211V150ZM230 153H231V149H230ZM75 154H76V152H75ZM153 154H155V153H153ZM161 154H164V153H161ZM201 154H202V152H201ZM235 155H236V153H235ZM44 156H47V154ZM142 156L144 157L145 155L142 154ZM220 157H223V158H220ZM23 158H25V157H23ZM49 158H51L50 159L51 161L53 160L52 163L54 162L53 168H56V166H59L55 162L60 163L64 159H68V160H64V161H67L66 163L64 161H62L65 164H67L68 166L64 168L60 164L63 167V170H60L61 168L59 167L60 169H55V171L52 169V171H50V169L52 168L51 167L52 164L50 163L51 161L48 160ZM260 158H261V155H260V153L257 152L255 159L249 160L248 164L250 166H254L256 164L257 160H259ZM147 160L148 159H145V161H147ZM260 160H262V159H260ZM47 161H49V163H50L49 166L47 165L48 164ZM114 161H116L115 164L117 163V165L114 166L115 167L114 169H112V168L111 169L114 170V173H117V172H115V170L117 169L118 175L114 174L112 171H110V169H108V167H111V165L114 164L113 163ZM134 162H138L137 166H133ZM34 163L36 166V162H34ZM64 163H62V164H64ZM79 163H82V165H80ZM93 163H95V162H93ZM65 164H64V166H65ZM38 165L40 167V164H38ZM88 165H91V166H88ZM119 165H120V167H118ZM148 165H150V164L148 163ZM150 166L153 167V165H150ZM142 170H143V172H142ZM154 171H155V169H154ZM156 171L154 172V177L151 175L154 182H155V178L158 177ZM149 172H151V171H149ZM146 173H148V171H146ZM120 175L125 176V178H122V179L118 178L117 179V177ZM142 175H144V174H142ZM147 176H150V174ZM159 176H160V174H159ZM161 179H162V177L159 180L161 182H163L162 181L163 179L162 180ZM148 180H150V178ZM226 183H225V185H226ZM228 183H232V181H230ZM219 186H221V185H219ZM33 187H37V188L35 190H33L34 189ZM223 187H221V188H223ZM230 188H232V186ZM227 192H225V193H227ZM41 194H43L44 196L46 195V197H44L45 199L40 200V202H35L36 201L35 199L41 197ZM26 196H28V197L33 196L32 198L30 197L32 200L30 198L28 200V198H26ZM229 198H231V197H229ZM37 201H39V200H37ZM31 203H33V205L35 203L40 205L41 206L39 208L40 210L37 211L36 208H35L36 210H34L31 207V211H30L28 209V205H30ZM3 205L6 206V209ZM219 205H221V204H219ZM3 207H4V209H2ZM216 207H218V206H216ZM11 211H13V215L9 214V212L11 213ZM14 211H17L16 213H18V211H19L18 221L16 220V222L11 224L10 230H8L5 233H1L2 229H5L4 227H6V225H7L6 222L10 223V221L13 220V218L11 219V217L14 216ZM132 212H133V210H132ZM134 213H135V211H134ZM133 216L134 215H130V216H128V218H131ZM259 216H257V218ZM262 216H260V217H262ZM158 217H160V216H158ZM128 218L125 217V219H127L126 221H128ZM106 222H109V221H106ZM216 223H215V225H216ZM215 225H214V227H215ZM193 228L197 229L195 226H193ZM191 229H192V227H191ZM251 231L253 232V230H251ZM131 232H132V230H131ZM187 232H188L189 236L192 235V233H191L192 231H187ZM128 233H126V234H128ZM195 233L196 232H194V234ZM80 234H82L83 236H80ZM175 235H177V234H175ZM175 235L173 237L174 239H176ZM68 238L70 240H68ZM185 242H187V241H185ZM184 244H186V243H183L181 246L177 245L174 247V249H170V250L166 249L167 251L164 249H161V250L156 249L154 252V254L156 255L154 258L155 259L154 262H156V264H161V262H167L170 260L172 262H175L176 259L179 260L181 258V253L185 252V251H183L186 248L185 246H183ZM69 245H72L70 248H74V247L75 248L74 249H68L67 247H69ZM138 245H139V243H138ZM89 247H90L91 251H88ZM176 247L179 248V250ZM133 250H135V249H133ZM204 250L206 253H208V249L206 247L204 248ZM39 251H40V256H38V257H39V259L42 260V262L37 257H36L37 259L34 257V255H35L34 253H38ZM127 251H129V249ZM138 252L139 253L141 252V254L138 257L136 256L135 259L132 257L134 259V261L132 258H131L132 260H130V258H128L126 253H123V254H121L120 257L115 259V263L116 264H125V263L138 264V262L141 261V259H143V258H141L143 255V252L141 250L140 251L138 250L137 253H135V254L138 255ZM94 253H96V254H94ZM91 254H93V255L90 256ZM130 255H129V257H130ZM212 255H214V254H212ZM65 258L66 257H64V255H63L62 259H65ZM146 258H147V256H146ZM72 260L73 259H69L66 261V263L71 262ZM99 261H100V259H99ZM151 261H149V263H151ZM89 262L92 263L93 261H89ZM103 262H104V260H103ZM86 263H88V262H86ZM106 264H107V262H106Z\"/></svg>",
  "mask_w": 264,
  "mask_h": 264
}]
</instances>
